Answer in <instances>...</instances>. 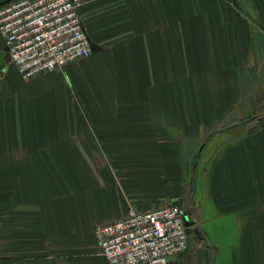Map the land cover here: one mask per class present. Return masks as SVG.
Masks as SVG:
<instances>
[{
	"label": "crops",
	"instance_id": "crops-1",
	"mask_svg": "<svg viewBox=\"0 0 264 264\" xmlns=\"http://www.w3.org/2000/svg\"><path fill=\"white\" fill-rule=\"evenodd\" d=\"M78 14L96 50L31 79L0 35V264H108L95 229L164 203L198 229L168 264H264V0Z\"/></svg>",
	"mask_w": 264,
	"mask_h": 264
},
{
	"label": "built area",
	"instance_id": "built-area-1",
	"mask_svg": "<svg viewBox=\"0 0 264 264\" xmlns=\"http://www.w3.org/2000/svg\"><path fill=\"white\" fill-rule=\"evenodd\" d=\"M80 4L81 0L0 4L5 53L21 77L34 78L92 53L78 14ZM186 215L190 219L191 211L176 203L142 212L131 210L121 219L98 226L94 235L108 264H168L188 248L192 233L184 223Z\"/></svg>",
	"mask_w": 264,
	"mask_h": 264
},
{
	"label": "water",
	"instance_id": "water-1",
	"mask_svg": "<svg viewBox=\"0 0 264 264\" xmlns=\"http://www.w3.org/2000/svg\"><path fill=\"white\" fill-rule=\"evenodd\" d=\"M90 45H91V48H92V51L96 50V45H94L91 41H90ZM6 51V49H5ZM6 54V60H9V56L7 53ZM189 213V212H188ZM190 215V214H188ZM188 215H186L184 217V223L185 225L189 228V231L193 234H198V229L194 226L196 224V221L194 219H189Z\"/></svg>",
	"mask_w": 264,
	"mask_h": 264
},
{
	"label": "rangeland",
	"instance_id": "rangeland-1",
	"mask_svg": "<svg viewBox=\"0 0 264 264\" xmlns=\"http://www.w3.org/2000/svg\"><path fill=\"white\" fill-rule=\"evenodd\" d=\"M261 112H264V109H257V113H261Z\"/></svg>",
	"mask_w": 264,
	"mask_h": 264
}]
</instances>
